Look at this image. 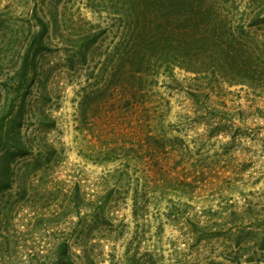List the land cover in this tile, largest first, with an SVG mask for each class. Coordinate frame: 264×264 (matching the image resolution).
Segmentation results:
<instances>
[{
	"label": "rangeland",
	"instance_id": "rangeland-1",
	"mask_svg": "<svg viewBox=\"0 0 264 264\" xmlns=\"http://www.w3.org/2000/svg\"><path fill=\"white\" fill-rule=\"evenodd\" d=\"M214 1L262 27L264 0ZM141 6L0 0V264H232L227 237L264 229V93L158 51L139 72Z\"/></svg>",
	"mask_w": 264,
	"mask_h": 264
},
{
	"label": "trees",
	"instance_id": "trees-1",
	"mask_svg": "<svg viewBox=\"0 0 264 264\" xmlns=\"http://www.w3.org/2000/svg\"><path fill=\"white\" fill-rule=\"evenodd\" d=\"M138 1L142 9L134 15L139 26L130 44L132 67H136L139 72L142 71L140 68L147 62V55L158 51L163 56L173 57L171 64L187 71L195 73L214 71L230 85H246L264 93V13L257 16L258 24L262 27L239 31L232 21L220 15L215 6L213 9L209 8L214 0ZM39 20L43 25V35L47 28L46 23L40 17ZM255 35L261 36L262 39L257 40ZM219 124L217 123V126ZM19 134L20 131L18 140L26 148ZM150 149V159L158 160L156 151L158 148L152 146ZM182 181L184 182V179L179 178V182ZM192 181L185 184L189 186ZM156 182L159 183V180ZM85 206L92 208L95 219L106 218V204L89 203L83 199L81 207ZM206 230L204 225L197 223L192 225V234L196 242L202 241L204 235L211 234ZM253 237L257 238L256 241ZM226 240L230 245L225 246L233 250V255L229 259L232 264L241 263L242 253L245 251L249 253L248 259L245 260L249 264L264 262V229L258 231L254 228L241 227L237 234L228 236ZM86 259L92 261L89 255ZM211 260V263L215 262L214 259ZM145 264L156 263L147 258Z\"/></svg>",
	"mask_w": 264,
	"mask_h": 264
}]
</instances>
